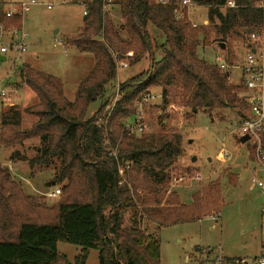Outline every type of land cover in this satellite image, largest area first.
Masks as SVG:
<instances>
[{
	"label": "trees",
	"instance_id": "trees-1",
	"mask_svg": "<svg viewBox=\"0 0 264 264\" xmlns=\"http://www.w3.org/2000/svg\"><path fill=\"white\" fill-rule=\"evenodd\" d=\"M181 1L112 0L111 9L121 20L116 28L102 0H90L82 26L63 40L94 58L72 102L57 77L26 63L15 70L18 86L35 94L36 102L22 110L35 121L22 130L19 108H6L0 113V146L38 140L33 158L15 152L10 161L26 162L31 172L52 170L61 193L52 203L27 196L0 165V264H69L57 251L59 242L81 248L76 264H84L90 250L97 252L98 264H161L155 236L160 228L220 212L218 181L201 186L188 205L170 190V173L183 152L180 132L168 128L137 136L124 129L144 94L155 89L161 93L158 121L163 128L171 91L179 93L186 120L198 112L212 119L225 110L236 111L239 119L247 111L242 87L230 84L228 74L199 58L197 50L210 43L209 33L225 46L231 37L244 45L248 34L262 26V11L253 0H234L233 10L224 8L226 0H189L206 9L209 32L202 25L192 27L186 9L179 8ZM0 27L20 30V15L1 14ZM143 59H148L147 69L118 83L112 112L97 126L115 84L117 62L132 66ZM98 100L100 107L86 118L88 107ZM228 181L234 186L237 179L230 174Z\"/></svg>",
	"mask_w": 264,
	"mask_h": 264
},
{
	"label": "rangeland",
	"instance_id": "rangeland-1",
	"mask_svg": "<svg viewBox=\"0 0 264 264\" xmlns=\"http://www.w3.org/2000/svg\"><path fill=\"white\" fill-rule=\"evenodd\" d=\"M115 11V8L110 7L107 12L117 28L121 20ZM7 12L20 13L21 29L4 31L0 27V47L7 44L16 31L14 40H19L22 34L26 48L19 52L8 50L4 55L5 60L0 64V113L10 106H17L21 112V129L25 130L34 123L35 118L22 113V110L33 105L36 97L27 86H18L15 70L26 63L37 71L57 77L63 84L65 98L72 102L77 84L92 69L94 58L91 54L79 53L74 47L65 46L63 42L82 26L84 17L81 4H59L58 0H39L35 4L27 3L26 0H0V15ZM190 17L194 23L206 27L210 32L204 7L187 10V18ZM150 32L157 35L159 42L162 41L158 33L153 30ZM209 40L210 43L198 48L197 53L199 58L214 65L220 54L219 42L214 40L211 33ZM245 53L242 39L231 37L223 48V54L219 55L230 66L228 73L233 85L239 80V66L244 61ZM147 66L148 59H143L136 65L119 69L109 94L118 89L117 83L140 73ZM151 93L156 96L160 91L155 89ZM168 103L165 128L158 121L162 114L161 99L142 101L141 106L137 105L136 113L150 127L148 133L172 128L183 137L182 155L170 173L173 175L170 190H174L181 202L185 203L201 186L218 181L223 204L216 221L206 218L207 215L200 221L160 228L155 236L160 246L161 264H211L214 253L230 259L257 256L264 240L261 216L264 198L258 190L249 186L246 164L250 148L239 145L234 137L233 133L240 124L236 111L225 110L221 116L214 114L212 119L198 112L186 120L177 91L170 92ZM100 105L99 100L91 103L86 118L92 117ZM39 145V141L34 139L25 141L21 146H0V165L11 171L25 195L44 198L47 203H52L58 198L51 199L46 195L60 188L47 186L52 182L53 171L36 168L31 172L26 162L10 161L15 152H20L28 159L33 158ZM224 152L230 156L227 161L220 159ZM192 158H196L195 161ZM230 174L237 179L234 186L228 181ZM57 251L66 257L69 264H76L75 258L80 255L81 248L59 242ZM84 264H98L95 250L89 251Z\"/></svg>",
	"mask_w": 264,
	"mask_h": 264
},
{
	"label": "built area",
	"instance_id": "built-area-1",
	"mask_svg": "<svg viewBox=\"0 0 264 264\" xmlns=\"http://www.w3.org/2000/svg\"><path fill=\"white\" fill-rule=\"evenodd\" d=\"M27 3L35 4L39 0H26ZM90 0H58L59 4H74L79 3L83 8V16L87 13V4ZM156 3L166 5L169 0H155ZM255 7L260 9L263 14L262 26L250 32L247 36V41L243 45L246 53L243 63L239 66L240 76L236 86L242 87V99L246 105V113L240 117V124L234 131V137L239 145L248 146L250 148L249 155L247 157L246 171L249 174V186L250 188L258 190L259 194L264 198V0H253ZM103 11L107 12L111 7L112 0H102ZM195 6L189 0H182L179 4V8L187 10L193 9ZM224 8L236 9L237 5L234 0H226ZM20 15L17 13L7 12L6 17L13 15ZM183 13L176 11V18L181 19ZM189 19V18H188ZM193 28L198 25L192 22ZM7 44L0 47V53L5 54L8 50L19 52L21 49L26 48L24 44V36L21 34L19 40H14V34ZM219 69L228 74V82L230 81V75L228 70L230 66L222 61L220 56L216 57V64ZM129 65L126 62L120 61L116 64L117 71L119 69H126ZM118 89L108 96V103L102 112L98 115L96 124L101 126L109 118L110 113L117 100ZM156 97V98H155ZM153 99H161V93H157L154 96L151 91L144 94L142 101L148 102ZM138 105L141 106V103ZM124 129L133 135H142L150 131V127L145 123L143 117L136 113L131 117L129 123L124 124ZM247 136L248 140L245 143H240V138ZM220 159L227 161L230 156L224 152L220 155ZM122 174V171H119ZM61 193L60 188H56L53 193L46 195L47 198L58 197ZM219 213L212 214L206 218L211 221H216ZM261 216L263 218L262 234L264 235V203L261 206ZM211 264H264V240L257 256L254 257H243V258H225L220 253H214L212 255Z\"/></svg>",
	"mask_w": 264,
	"mask_h": 264
},
{
	"label": "water",
	"instance_id": "water-1",
	"mask_svg": "<svg viewBox=\"0 0 264 264\" xmlns=\"http://www.w3.org/2000/svg\"><path fill=\"white\" fill-rule=\"evenodd\" d=\"M225 45L224 44H220V48H224ZM5 60V58L3 56H0V64ZM248 140V137L247 136H244V137H241L240 138V143H245L246 141ZM196 158H192V161H195ZM47 186H55L54 182H50V184H48ZM192 200L189 199L187 200L185 203L188 205V204H191Z\"/></svg>",
	"mask_w": 264,
	"mask_h": 264
},
{
	"label": "crops",
	"instance_id": "crops-1",
	"mask_svg": "<svg viewBox=\"0 0 264 264\" xmlns=\"http://www.w3.org/2000/svg\"><path fill=\"white\" fill-rule=\"evenodd\" d=\"M189 19L191 20V17H190ZM191 21H192V20H191ZM192 22H193V21H192ZM2 46H3V45H2ZM218 46H219V48H220L219 43H218ZM213 47H214V46H213ZM224 48H225V47H224ZM5 54H6V53H5ZM5 54H1V53H0V56H3V57H4ZM221 54H223V49H222V48H220V54H218V56L221 55ZM218 56H217V57H218ZM220 57H221V56H220ZM4 58H5V57H4ZM147 67H148V66H147ZM146 69H147V68H146ZM146 69H144V70H146ZM144 70H143V71H144ZM120 82H121V81H120ZM117 84H118V83H117Z\"/></svg>",
	"mask_w": 264,
	"mask_h": 264
}]
</instances>
